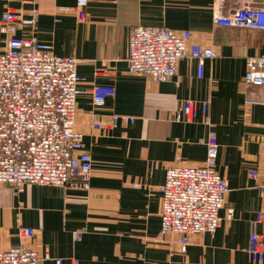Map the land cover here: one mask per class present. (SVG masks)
Listing matches in <instances>:
<instances>
[{"label":"crops","instance_id":"obj_1","mask_svg":"<svg viewBox=\"0 0 264 264\" xmlns=\"http://www.w3.org/2000/svg\"><path fill=\"white\" fill-rule=\"evenodd\" d=\"M219 1L90 0L82 19L74 0H0V20L8 10L25 18L39 11L37 39L51 44L57 56L78 59L83 90L115 89L102 108L87 93L78 97L76 129L93 162L90 190L26 185L16 193L0 186V251L20 245V231L31 228L29 247L50 256L39 264H264L246 251L252 222L264 212L249 175L261 162L264 87L243 82L248 60L264 56V31L217 26L213 9ZM248 3L261 6L264 0H224L223 6L227 12ZM138 25L189 31L191 44L213 48L216 57L206 61L202 78L198 61L189 57L163 83L133 75L127 41ZM186 100L208 102V112L176 122ZM248 100L260 103L247 106ZM113 116L134 122L110 128ZM97 123L103 128L95 129ZM210 129L220 144L217 171L229 187L223 221L214 235H195L182 253L177 237L160 234L161 190L169 167L204 164ZM256 229L264 235V218Z\"/></svg>","mask_w":264,"mask_h":264},{"label":"built area","instance_id":"obj_2","mask_svg":"<svg viewBox=\"0 0 264 264\" xmlns=\"http://www.w3.org/2000/svg\"><path fill=\"white\" fill-rule=\"evenodd\" d=\"M80 18L90 0H74ZM223 1L214 5V23L220 27L264 31V5L243 6L225 12ZM39 11L22 17L6 11L0 20L4 50L0 53V186L21 193L26 185L54 186L64 189L90 190L93 162L84 145V134L76 129L78 97L87 93L95 108H102L115 89L92 85L81 87L85 80L78 74V59L61 57L51 44L41 43L36 36ZM81 19V20H82ZM28 29V35L19 32ZM191 33H177L166 26L138 25L128 35V72L147 76L163 83L177 75L184 58L198 61V76L203 77L205 63L216 57L211 47L191 44ZM245 85L264 87V56L250 58L243 79ZM248 100L247 106L258 105ZM209 103L186 100L176 111V122H192L208 112ZM134 122L133 117L113 116L108 127ZM100 130L101 123L94 125ZM206 160L201 166H171L166 170L161 194V236H175L182 253H186L195 235H214L220 228L229 187L217 171L220 144L213 129L206 141ZM260 165L249 170L257 182L264 201V144ZM229 211L227 220H232ZM264 212L252 222L246 249L255 263L264 260V235L257 232ZM22 242L0 251V264H39L43 259L28 245L35 230L20 231ZM77 241L82 233H75ZM56 264H63L56 259ZM74 264H78L74 261Z\"/></svg>","mask_w":264,"mask_h":264}]
</instances>
